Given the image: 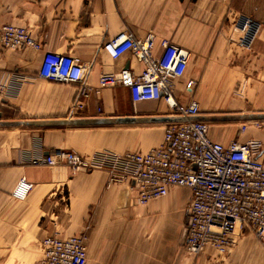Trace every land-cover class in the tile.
Masks as SVG:
<instances>
[{"label": "crops", "instance_id": "obj_1", "mask_svg": "<svg viewBox=\"0 0 264 264\" xmlns=\"http://www.w3.org/2000/svg\"><path fill=\"white\" fill-rule=\"evenodd\" d=\"M248 19L259 29L244 48L238 42ZM4 25L24 28L41 50L0 46V78L15 85L0 101V120L21 123L0 125V264H37L43 238L80 233L88 239L87 264H264V243L241 229L225 255L209 246L196 255L188 253L187 188L170 187L164 197L140 204L133 183L108 184L106 171L72 175L64 166L23 160V152L58 149L89 158L101 152L144 154L162 145L166 124L142 122L168 117L162 102L133 103L129 90L116 86L97 95L91 91L70 116L77 87L38 75L46 52L78 58L92 90L102 74L129 70L138 75L143 66L129 53L111 59L102 50L106 41L124 32L136 39L152 34L154 55L161 53L162 40L188 52L173 95L182 106L198 104L199 119H209L204 122L213 142L254 139L264 146V127L241 131L236 119L214 124L264 114V0H0V27ZM218 110L230 114L212 113ZM118 118L137 122L93 123ZM76 121L81 123L70 124ZM26 122L56 125H22ZM20 126L26 129L6 130ZM22 179L32 188L19 200L13 192Z\"/></svg>", "mask_w": 264, "mask_h": 264}, {"label": "built area", "instance_id": "obj_2", "mask_svg": "<svg viewBox=\"0 0 264 264\" xmlns=\"http://www.w3.org/2000/svg\"><path fill=\"white\" fill-rule=\"evenodd\" d=\"M258 29L248 19L238 44L249 48ZM0 46L41 50L24 28L13 25L0 27ZM154 46L152 34L136 39L124 32L106 41L102 50L111 59L129 53L143 69L138 75L129 70L102 74L93 90L84 81L80 60L69 54L44 53L38 75L77 87L70 116L82 108L81 101L91 91L97 95L101 89L116 86L127 88L133 103L163 102L168 117L179 121L166 124L160 147L144 154L101 152L89 158L54 149L45 154L23 152V160L31 165L64 166L72 175L80 170L106 171L108 184L133 183L135 200L140 204L164 197L170 187L187 188L191 195L186 211L184 249L190 254L196 255L206 246L219 255L227 254L234 244L236 229L250 231L264 243L263 144L254 139L235 140L228 145L213 142L208 136V124L199 120L198 104L192 101L182 106L173 95L174 82L185 72L188 52L162 40L161 53L154 55ZM11 86L15 85L0 78V101L8 96ZM31 188L32 184L22 179L13 197L22 200ZM87 240L85 233L66 238L47 236L40 242L42 259L37 264H87Z\"/></svg>", "mask_w": 264, "mask_h": 264}, {"label": "water", "instance_id": "obj_3", "mask_svg": "<svg viewBox=\"0 0 264 264\" xmlns=\"http://www.w3.org/2000/svg\"><path fill=\"white\" fill-rule=\"evenodd\" d=\"M1 116V115H0ZM264 119V114L260 115V116H255V115H251V116H243L241 119ZM201 121H208L209 119L206 118H201L199 119ZM179 121V119L173 118V117H153V118H149V119H144L142 122H147V123H156V124H160V123H171V122H176ZM137 122V120L133 119V118H118V119H110V120H101V121H96L93 122L95 124L99 123V124H126V123H135ZM81 122H71L70 124H80ZM56 125V123H23L22 125L24 126H33V125ZM59 124V123H57ZM4 126H16L15 124H4Z\"/></svg>", "mask_w": 264, "mask_h": 264}, {"label": "rangeland", "instance_id": "obj_4", "mask_svg": "<svg viewBox=\"0 0 264 264\" xmlns=\"http://www.w3.org/2000/svg\"><path fill=\"white\" fill-rule=\"evenodd\" d=\"M4 50H12V49H4ZM212 113H214V114H220V115L230 114V113L221 112L219 110L218 111H215V112H212ZM7 114H10V112H7ZM224 123H230V122H222L221 121V122H215L214 124H224ZM236 123H239L241 125V131H244L245 129H248L249 127L250 128H255V129H261V128L264 127V120L247 119V120H238V121H236ZM4 124H15V125H19L21 123H18V122H7L5 120L4 121L0 120V125L3 126ZM24 129H26V127L20 126L18 128H12V129L7 128L6 130L13 131L14 133H16L17 130H24Z\"/></svg>", "mask_w": 264, "mask_h": 264}, {"label": "trees", "instance_id": "obj_5", "mask_svg": "<svg viewBox=\"0 0 264 264\" xmlns=\"http://www.w3.org/2000/svg\"><path fill=\"white\" fill-rule=\"evenodd\" d=\"M260 115H262V114H258V116H260ZM243 116H251V115H237L234 119H230V120H215L214 122H229V121H232V120H239V119H241ZM255 116H257V115H255ZM244 120H246V119H244ZM252 120H264V119H252Z\"/></svg>", "mask_w": 264, "mask_h": 264}]
</instances>
